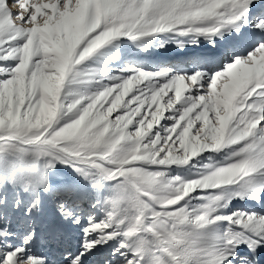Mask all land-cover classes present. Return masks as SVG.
<instances>
[{
	"label": "snow or ice",
	"instance_id": "snow-or-ice-1",
	"mask_svg": "<svg viewBox=\"0 0 264 264\" xmlns=\"http://www.w3.org/2000/svg\"><path fill=\"white\" fill-rule=\"evenodd\" d=\"M0 264H264V0H0Z\"/></svg>",
	"mask_w": 264,
	"mask_h": 264
},
{
	"label": "rangeland",
	"instance_id": "rangeland-1",
	"mask_svg": "<svg viewBox=\"0 0 264 264\" xmlns=\"http://www.w3.org/2000/svg\"><path fill=\"white\" fill-rule=\"evenodd\" d=\"M37 250H38V251H44L43 247L40 246V245L37 246Z\"/></svg>",
	"mask_w": 264,
	"mask_h": 264
}]
</instances>
